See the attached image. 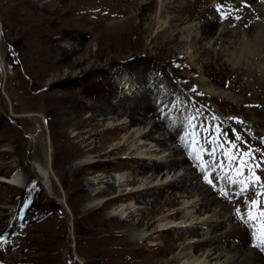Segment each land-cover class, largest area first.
Listing matches in <instances>:
<instances>
[{"label": "rangeland", "instance_id": "1", "mask_svg": "<svg viewBox=\"0 0 264 264\" xmlns=\"http://www.w3.org/2000/svg\"><path fill=\"white\" fill-rule=\"evenodd\" d=\"M164 1L157 0V6L150 8L151 11L149 10L146 13L149 17L147 21L142 20L138 9L140 4H147L149 0H136L139 7L137 5H128L129 7L124 5V9L126 12L128 11V15L133 16V20L131 29L126 32L131 35V39L128 41L125 39L121 42V39L124 38L120 36V32H116L119 26L115 27L114 25L122 22L124 17L113 18V16L102 15L104 11H112L113 6L117 4V0H102L103 5L99 6L98 11L94 13L98 15L99 21L101 20L98 26L99 29L94 31L95 34L93 33L92 37L86 38L81 35L82 40L80 39L77 42L81 51L76 55H72L67 62H64L65 65L63 63L61 68L58 69V67H54L56 64L54 65L52 60L47 65L44 64L43 60L44 58L50 59L57 48L63 50V48L70 45L77 46L74 40L67 35L70 25L75 26L77 31L82 25L77 20L79 16H73L72 19V15L67 16L65 12L71 6L73 0H0V82L3 78L1 75L2 69L6 71L4 84L0 88V237L6 240V242L0 243V264H101V262L107 264L113 261L114 258L112 256L113 244L127 243V250L136 249L135 247L139 248L141 246L140 243L137 244V241L143 242L142 239L156 232L157 236H160L159 238L154 237L148 244L144 243L149 249L155 247L152 245L154 243L160 244L153 248L156 249L162 247L163 243L166 244V238L173 234L172 231H160L163 228L161 226L163 223L158 220L149 232H144V229H142L143 233L132 231L130 235L124 238L113 240V230L103 231L98 229L92 224L96 216L92 218L84 212L93 203L89 202L88 195L83 198L85 195L78 192V181L84 182L82 183L84 189L92 194L101 187L106 189L108 187L106 182H113L114 177L115 179L117 177L116 186L118 189L116 194L110 192L101 194L99 197L100 200L96 204L105 205V208L104 211L97 213V216H106L114 207L119 205L115 201L107 200V198L118 195L122 191H129L128 187H119L121 184L119 180H121L123 174H117L122 173L119 172L121 170L118 168V163H127L129 152L108 154V151L120 139L125 137L126 133L123 132L118 135L117 143L109 140L106 142L100 136H96L95 148L93 146L86 148L85 143L72 139L75 134H81L91 129V123L87 121L93 115L95 109L103 105L102 100L104 97H110L112 105L117 107L118 101H114L115 98L128 96L139 98L143 92L151 89V84H157V93L168 94L170 92L173 95L172 98L175 96L174 101H182L186 105L190 104L195 109L192 110L194 113H201L202 116H206L207 121L202 119L204 126L202 128V138L208 143L211 150L215 149L214 154L216 156L225 158L224 160H228L227 163L231 165L228 169L229 172H226L228 174L226 177L228 184L231 186V194L233 193L234 197L237 196L236 193L240 192L243 182L246 184L247 181H253L255 177H259L264 181V74L261 69H258L262 63L259 62L258 58L257 60L256 58H243L238 68H235L237 70L240 67L242 72L237 70L235 73L226 70L222 66L219 67L221 63L216 62V65L206 72L201 64L195 65L197 67L190 70L187 67L188 64L185 63H189L191 60L194 61L197 56L194 54L196 45L192 38L199 36V39L200 36H203L199 29H204L201 23L207 22L208 19L202 18L200 23L198 18L187 19L186 15L184 19L187 20L177 22L175 21L176 11L193 4L195 0L168 1L173 4H171L172 8L176 11L168 9L166 12H163ZM241 1L235 0V3ZM250 1L264 3V0ZM219 2L221 0H208V4L204 8L209 9L207 17L220 18V29V26H223L222 24H232L234 20L229 19L231 11L228 10V4L226 5L227 8L217 11L216 6L225 5L222 2L219 4ZM57 10L60 13L54 16L53 11ZM94 14L87 15V19L93 17ZM51 18H54L58 23L56 27L50 30L47 24ZM19 20L28 22L25 28L19 27ZM235 20L236 22H233L234 32L241 27L238 26V19ZM172 23L177 28L175 34L181 31L179 39L187 42L182 45V47L185 45L183 52L187 53V56L181 59L180 62L177 61L174 54L169 52L172 46L159 44L154 48L153 45L158 38H162L163 34L170 30ZM36 24L42 25L45 29L42 33L44 39H40V35L34 36L32 33V25ZM140 25H143L144 29L151 27V33L142 35L141 30H139ZM252 33V28L246 33L242 32L240 35H236L237 38L234 37V33L232 41L229 43L231 48L230 51H227V57H231L232 54L239 55L240 53H237L241 48L239 44L248 42ZM46 35L47 37H45ZM43 42H47L48 45ZM203 43L207 44V41ZM209 46L211 45L209 44L207 47ZM190 47H193V49H190ZM115 53L119 55V61L115 62L116 64L113 63V65L106 64L108 59ZM190 55L195 56L192 59L187 58ZM73 59H79L82 62L73 66ZM151 60L156 61L153 63ZM226 60L227 58L223 59V63ZM251 63L255 66V69ZM101 65H103L104 70L98 69ZM246 66L248 69H246ZM91 67L94 68V72L88 73ZM220 68L223 69V72ZM57 72L62 76L61 79L59 78L60 80L56 76L53 77V74ZM67 72H71V74L66 75ZM51 75L54 79L50 77ZM201 76L215 94L224 96L228 93L231 97L237 96L236 98L239 100L242 99L241 105L243 104V106L240 109H235L231 103L219 99L214 101V98L206 97L200 91L199 79ZM123 77H127L130 81L136 79L141 83L142 88H137L135 91H130L126 87L127 90L124 89L123 85H120ZM146 77H154L155 79L151 83L150 80L149 83H144L143 79ZM237 77H240V80L235 86ZM161 81L164 83H161ZM165 83H170L174 90L166 89ZM250 85H255V88H248ZM150 92L152 91H149L150 95L147 101L141 100L144 107H149L147 106L148 102L153 100V95ZM124 105L118 110L120 114L113 115V119L104 122L105 126L122 123L131 125L130 118L125 115L126 111L129 110V105ZM83 106H88V109L84 111ZM158 114L159 112H154L155 116H158ZM136 116L138 115L136 114ZM149 117L147 116L146 119L149 120ZM119 119L122 120L118 122ZM252 119H254V123ZM138 124L141 127L137 125L136 129H132L129 135L145 125L139 122ZM104 128L101 127L98 131ZM69 137L71 138L69 139ZM38 141L45 144L51 143L54 146L55 174L57 176L53 178V182L56 187V194L44 189L42 180L37 178L39 169L33 167L36 157L35 146ZM143 143H138L136 146H143ZM149 143L151 146L157 144L149 141L145 144ZM144 150L146 148L140 150L139 153ZM70 153L75 154L76 157L75 160L68 163ZM167 153L170 154L167 151L166 155L162 154L161 156H167ZM249 156H251V160ZM83 161L95 163V167L88 168L87 176H74L72 171H79ZM254 163H259L260 166L258 168L253 167ZM130 165L131 167L127 171L125 170L126 174L123 171L126 179L131 175L132 170L138 166L137 163ZM72 168L73 170H71ZM247 168H252L255 176L247 172ZM177 169H180L179 172L181 173L179 174L184 173V168ZM98 175H103L104 183L102 185H97L98 179L96 176ZM173 175L174 172L170 174L168 180H171ZM15 176H18L20 182L25 184L24 188H16L3 182V180ZM86 179H91L95 185L91 188L84 181ZM192 185L197 186V190L200 186H206L209 189L212 187V185L207 182L204 183L201 179ZM178 191L180 190L175 192ZM257 191H264V188L257 189ZM214 192L216 196L224 195L225 197L223 191L217 192L214 189ZM252 195V192H247L243 196H237L235 199L231 198L229 201L225 200V202L227 201L228 205L233 206V213L237 214L234 202H240L246 196H248L246 197V202H248ZM166 196L157 197L159 200L162 198L161 200L164 202ZM61 198L64 199V204L59 201ZM149 198L153 200L155 196H148ZM258 201L262 204L264 198H259ZM138 206H142L145 213H149L150 209H153L150 205L139 204ZM181 207L178 206L177 208ZM199 207L200 205H197L196 208L190 211L192 216H199V213L196 214ZM175 209V207L172 208V210ZM72 213L74 217H72ZM186 220L179 219L170 226L191 228V224L195 221L192 223L182 222ZM168 221L171 220L168 219ZM145 222H149V220H145ZM183 223H187L186 225L189 226ZM165 227H169V225ZM122 230H126L124 226ZM190 237L193 239L192 236ZM199 239L195 237L192 241L196 242ZM190 242L191 239L186 243ZM110 253L111 256H109Z\"/></svg>", "mask_w": 264, "mask_h": 264}, {"label": "bare ground", "instance_id": "2", "mask_svg": "<svg viewBox=\"0 0 264 264\" xmlns=\"http://www.w3.org/2000/svg\"><path fill=\"white\" fill-rule=\"evenodd\" d=\"M101 1L73 0L71 6L69 5L70 7L65 12L67 13V16L72 15V19L74 18L73 16H79L77 20L82 24H79V31L76 30L75 26L71 25L67 30V35H69L74 40L77 46L70 45L65 48L61 47L63 48V50L57 48L55 54L53 56H50V59L44 58L43 62L45 65L50 63L52 60L54 65L56 64L54 67H58L59 69L64 62H67V60L72 57V55H76V53L81 51V48H79L80 45L79 43H77L80 39L82 40L81 35H84L86 38L89 36L92 37L94 31L99 29L98 26L100 25L101 20L99 21V18L97 17L98 15L94 13L98 11L99 6L103 5ZM168 1L170 2L171 0L164 1L163 12H166L168 9H174L172 8L173 4L169 3ZM221 2L225 5H229L228 10L230 9L231 11V17L229 19H233L236 22L235 19L237 18L238 26H241L242 28L240 27L234 32L233 21L232 24H222L223 26H220L219 29L220 18H216L213 16L207 17L209 9H206L204 7L208 4V0H195L193 4L188 5L185 8H182L178 11L174 9L177 13V16L175 17V21L177 22H183L184 20L190 18H198L201 23L202 18L205 20L206 18L208 19L207 22L204 20L205 23H201L204 29H199L200 33L203 36H200V38L198 39L199 36L193 37L192 35V41H195L196 45V47L194 48V54L197 55L196 58L194 59V61L191 60L189 63L185 64H188L187 67L190 70L195 69V67H197L195 65L201 64L203 66V70L206 72L214 65H216V62L218 64L221 63L219 67L222 66L226 70H229L230 72L234 71L235 73V71L237 70L242 72L240 67L237 70L235 68H238V65L243 58H256V60L258 58L259 62H261L262 64L259 65L260 68H257L259 70L261 69L262 73L264 74V3L259 2V4L253 1L251 2L250 0H242L238 3H235V0H221ZM221 2H219V4ZM156 4L157 0H149V3L140 4L139 7L136 0H117V4L113 6V9L110 8L112 9V11H104L102 15L113 16V18L124 17V20L122 22H120L118 25H114L115 27L119 26L118 30H114H116L117 33L120 32V36H123L124 39H121V42L125 41V39L128 41L131 39V35H128L126 32H128V30H130L132 27L131 22L133 20V16L128 15V11L126 12V10L124 9V5H137L139 7V16L143 21H147L149 17L146 13L150 10L151 7H154ZM59 10L62 11L61 8H59ZM59 10L53 11V15L57 16L60 13ZM91 14H94V16L87 19V15ZM186 15L188 18L184 19V16ZM18 23L20 28H25L26 23L28 22H26L25 20H19ZM57 23L58 22L54 18H51L48 23L49 25L47 24V27L51 30V28L57 26ZM142 26H138L140 28L139 30H141L142 35L149 32L151 33V27H148L147 25L149 29H144ZM243 26L245 27L243 28ZM251 28L253 29V33L250 34V39L248 40V42H242L241 45L239 44L241 48H237L239 49V52L237 53L240 54H232L230 55L231 57L228 56V58L227 51H230L231 48V45L229 43L230 41H232V35H234L235 33L234 37L237 38L236 35H240L242 32L246 33ZM31 30L34 36L40 35L39 38H43L42 33L45 29H43L42 25H32ZM74 31L76 33H72ZM176 32L177 28L172 23L170 26V30L166 31L163 34L162 38H158L157 41L153 43V45L154 48L159 44L172 46L171 49L168 50L169 52L174 54L177 61L180 62L181 59H184L185 56H187V53L183 52L185 45L182 47V45L185 44L186 40L179 39V36H181V31L175 34ZM106 34L108 33L106 32ZM45 37H47V35ZM205 41H207V44L203 43ZM47 42L43 43L47 44ZM209 44L211 46L207 47ZM218 46H220V48H218ZM190 49H193V47H190ZM115 54L110 59H108L106 64L113 65V63L119 61V55ZM194 56L195 55H190L187 58L192 59ZM225 58H227V60L223 63V59ZM73 61V66L79 65L82 62L79 59H73ZM151 61L155 63L156 60ZM195 61L197 64L194 63ZM259 62L257 63L259 64ZM254 67L255 66L253 65V68ZM93 69L94 68L91 67V70L88 73L94 72ZM98 69L104 70L103 65H101ZM220 69L221 72H223V69ZM246 69H248L247 66ZM2 70L3 71L1 72V75L3 78L0 82V88H2V85L4 84L6 73L4 69ZM85 72L87 73V71ZM70 74L71 72H67L66 75ZM54 76H56V78L58 77V79L62 77L58 72L53 74V77ZM50 77L53 78L52 75ZM153 79L155 78L146 77L143 80L144 83H149V80L151 83ZM156 80L158 79L156 78ZM204 80L205 79L203 78V76H201L199 79V83L200 91L206 97L212 99L214 98V101L215 99H219L221 101L231 103V105L233 104L235 109H240L241 106H243V104L241 105V102H243L242 99L239 100L238 98H236L237 96L231 97L228 93L224 96L215 94L213 89L209 87L207 83H205L206 80ZM239 80L240 77H237L235 86H237ZM161 83L164 82L161 81ZM121 84L123 85L124 89L129 88L130 91H135L137 88H142L141 83L136 79H132L130 81L129 79H127V77L122 78L120 85ZM151 85L152 87L151 89H149V91H152L150 93L153 95V100L152 102L151 100L148 102L149 104L147 106L149 107H144L141 103V100H148L150 95L149 91L143 92V94L139 98H133L129 96L119 99L115 98L114 101H118L117 107L112 105V99L110 97H104L102 100L103 105L98 109H95L93 115L87 121L88 123H91V129L84 133L75 134L74 136H72V139L74 141L78 140L79 142L85 143L86 148H88L89 146H93V148H95L94 145L97 139L96 136H100V138L104 139L106 142L107 140L116 142L119 139L118 135H120V133H126L125 137L120 139L118 143L116 142L117 144H115L108 151V154L124 153L126 151L129 152L127 160L128 162L118 163V168L119 170H121L119 172L122 173H117L119 175L123 174V177L121 178V180H119L121 183L119 187H128L129 191H122V193L115 195V197L109 200L113 202L115 201L119 205L117 207H114L113 210L106 216H97V213L104 211L105 208V205L101 206L100 204H96L97 201L100 200L99 197L101 196V194L110 192L116 194L118 189L116 186L117 177L116 179L115 177L114 179L112 178L113 182H106V184L108 185L106 189H103V187H101L95 192H92L93 195L89 194L88 190L86 191L84 189L82 184L84 182H77V185H79L78 192H81L85 195L83 196V198L88 195L89 202L93 203V205L87 207L84 212L88 213L87 216H90L92 218L96 216L93 219L94 221L92 222L94 226H96L100 230L102 229L103 231H107L108 229L113 230V240L124 238L130 235V232L132 231L143 233L142 229H144V232H149L158 220L163 223L161 224L163 228L160 231L167 230L173 232L172 235H169L166 238L167 243H163L162 247L156 249L153 248L159 246L160 244H152L153 246H155L152 249H149L146 245H144V243L148 244V242L152 238L160 237L157 236L156 232L149 234L147 237L142 239L143 242L137 241V244L140 243L141 246L139 248L135 247L136 249L127 250V243L118 245L113 244V255L110 253L109 256L112 255L114 256V258L113 261H110L107 264H264V250H261L259 247H257L258 245H260L261 239L264 238V228H262L261 223H249L247 220L241 221L238 218L237 214L233 213V206L231 207L226 203L227 201L225 202V200L229 201V199H235L237 197H234L233 193L231 194V186L230 184H228L226 177V175H228L226 172H229L228 169L231 167V165L227 163L228 160H224L225 158L216 156V154H214V152L211 150V147L208 145V143L203 140L202 128L204 127L203 120L207 121L206 116H202L201 113H194L192 110L195 109L190 104L186 105L183 104L182 101H174L175 96L172 98L173 95L170 94V92H167L168 94L157 93L158 85ZM165 86L168 90H174V87L170 83H165ZM250 87L255 88V85H250L248 88ZM124 104L129 105V110L126 111L125 115L130 118L131 125L122 123L117 125L111 124L105 126V121L113 119V115L120 114L118 110L122 106L124 107ZM82 109L85 111V109H88V106H83ZM154 112H159L158 116H155ZM136 114L138 116H136ZM151 115L153 116L149 117ZM147 116L150 118L149 120H147L148 118L146 119ZM122 119H119L117 121L119 122ZM252 121L254 123V119H252ZM138 122L144 123V127L137 129L136 131L132 132L131 135H129V133H131L130 131L134 128L136 129L137 125H139ZM101 127L105 128L101 131H98ZM70 138L71 137H69V139ZM143 141L145 142L143 143ZM147 141L156 142L157 144L151 146L150 143L145 144ZM138 143H143V146H136ZM144 148H146V150L139 153L140 150ZM153 148H158L159 150H153ZM167 151L170 152L169 155L167 153V156H161ZM35 153L36 157L35 163H33V167L34 169H39L37 178L42 180L44 189L53 192V194H56V187L53 182V178H56L57 176V174H55L54 146L51 143L45 144L42 141H38L36 142ZM75 157V154L70 153V155L68 156V163L75 160ZM81 163L82 165L79 171H72L73 175L76 177L87 176L88 168L93 166L95 167V163L93 164L85 161ZM133 163H137L138 166L136 167V169L132 170L131 175L128 176V179H126V171L131 167L130 164ZM176 168H184V173L179 174L181 173L179 172L180 169L176 170ZM71 170H73V168ZM123 171H125V174ZM172 172H174V175L171 180H168ZM161 175L163 176L159 180ZM102 176L103 175L96 176V178L98 179L97 185H102L104 183ZM200 179L204 183H206L207 179H213L212 187H210L209 189L206 188V186H200V188L197 190L198 187L192 184L197 181L199 182ZM84 181H86V183L91 186V188L95 185V183L91 181V179H86ZM3 182L20 189L25 187V184L20 182V178L18 176H15L14 178H8L7 180H3ZM214 189H216L217 192L223 191L224 193H229L227 199L224 197V195L216 196L214 194ZM177 190L180 191L175 192ZM185 194L187 195L184 197ZM163 195H167L163 200L164 202H162V198L160 200L158 199V197H162ZM148 196H155V198L151 200L150 198L148 199ZM246 197H243L240 202H234L236 208L241 209L245 216L247 215L248 211L245 208V204L247 203ZM59 201L62 204L65 203L63 198H61ZM222 201L225 203H223ZM258 203H260V201H258ZM139 204L150 205L151 207H153V209H150V212H147V214L144 212L142 206H138ZM197 205H200V207L196 211V214L199 213V216H192L190 211H192L193 208H196ZM261 205H264V202ZM178 206L182 207L177 208ZM173 207H175L176 209L172 210ZM209 214L211 215L208 216ZM252 215L254 217L256 216L255 208H253ZM206 216L208 217L206 218ZM72 217H74L73 213ZM203 217H205V220L203 219ZM168 219L171 221H168ZM179 219H187L186 221L182 222L192 223L193 221H195L196 223L194 222L193 224H191V228H183L182 226L180 228L178 226H170L171 224H175L177 221H179ZM145 220H149V222H145ZM164 222H166V224H164ZM183 224L186 225L187 223ZM163 225H169V227H165ZM123 226L126 230H122ZM205 230L208 231L206 232ZM190 236H192L193 239L195 237H198V239H200L194 242L192 241L193 239ZM205 236L206 238H204ZM190 239L191 242L186 243L189 242ZM139 258L141 259L138 260Z\"/></svg>", "mask_w": 264, "mask_h": 264}, {"label": "snow or ice", "instance_id": "3", "mask_svg": "<svg viewBox=\"0 0 264 264\" xmlns=\"http://www.w3.org/2000/svg\"><path fill=\"white\" fill-rule=\"evenodd\" d=\"M222 8H226V5H220L217 7V11H221ZM194 119V118H193ZM195 130V129H194ZM239 139V137H237ZM214 152L215 149H212ZM238 159V158H237ZM249 159L251 160V156H249ZM259 163H254L253 167H259ZM247 172L255 176V173L252 171V168H247ZM210 185L213 184V179H207L206 181ZM264 188V181H262L259 177H255L253 181L247 182L241 184V190L240 192L236 193L237 196H243L247 192H252V197L248 200V202L245 204V208L248 210L247 215L245 216L241 209H237V216L241 221L247 220L249 223H261L262 228H264V205H261L258 203L259 198H264V191H257V189ZM229 193H225V198ZM253 208L256 209V216L254 217L252 215ZM6 242L5 238L0 237V243ZM261 250H264V238L261 239L260 245H258Z\"/></svg>", "mask_w": 264, "mask_h": 264}]
</instances>
